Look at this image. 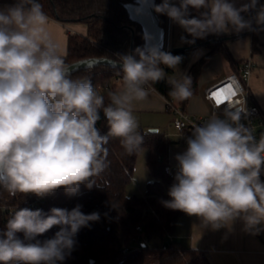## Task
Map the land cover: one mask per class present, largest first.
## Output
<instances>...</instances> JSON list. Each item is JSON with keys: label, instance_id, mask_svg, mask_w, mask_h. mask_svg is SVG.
Returning <instances> with one entry per match:
<instances>
[{"label": "clouds", "instance_id": "1", "mask_svg": "<svg viewBox=\"0 0 264 264\" xmlns=\"http://www.w3.org/2000/svg\"><path fill=\"white\" fill-rule=\"evenodd\" d=\"M151 7L191 36L181 37L189 44L252 30V21L242 15L250 11L256 13V25L264 26V5L258 7V0L239 7L235 0H162ZM50 23L39 0L0 5V190L11 197L44 199L60 189L72 197L81 185L100 187L94 178L109 167L110 138L118 139L129 156L142 147L135 102L147 100L153 85L165 79L173 100L193 96L191 76L178 68L182 56L151 44L146 34L144 46L111 60L121 82L107 91L105 103L89 77L73 78ZM165 68L178 74L169 78ZM231 87L223 99L209 95L214 108L223 105L222 115L214 112L192 125L186 150L174 157L169 199L160 202L195 218L204 231L231 232L239 222L243 232L256 236L264 232V133L257 138L242 122L249 117L240 99L243 89L234 78ZM101 114L104 134L97 127ZM81 209L79 204L71 210L53 207L47 215L42 209H16L0 229V264H64L79 231L101 219L98 211ZM54 226L59 230L52 238L36 239Z\"/></svg>", "mask_w": 264, "mask_h": 264}, {"label": "trees", "instance_id": "2", "mask_svg": "<svg viewBox=\"0 0 264 264\" xmlns=\"http://www.w3.org/2000/svg\"><path fill=\"white\" fill-rule=\"evenodd\" d=\"M133 2L134 0H40L43 10L50 18L64 25L87 26L86 36L73 34L69 37L65 56L68 65L93 58L112 60L118 54L130 53L136 47L144 46L142 28L130 19L126 9V4ZM161 2L156 0V4ZM191 14L198 15L195 10H191ZM157 15L161 26L165 27L166 15ZM128 27H132L134 32ZM262 31L258 29L252 32L253 54L258 51V35ZM183 36L188 40L192 39L186 32ZM238 37L239 35L225 37L221 41L222 34L209 35L205 39H197L194 44L186 43V46H198L207 51L188 71L193 81V95L197 91L206 62L215 54H222L226 60L231 61L227 44ZM174 55L182 56V61L188 58V53L184 52H174ZM165 71L173 70L165 68ZM115 75L116 68L103 65L72 74L73 78L89 77L96 89L105 95V103L109 102L107 91L115 90ZM153 86L166 99H172L168 95L171 85L167 80L159 81ZM190 99L175 102L187 110ZM101 117L97 127L104 134L107 132V125L102 114ZM140 131L144 134V142L138 152L131 156L125 153L118 139L110 138L106 145L109 149V167L94 178L100 187L89 190L81 185L80 193L72 197L60 189L54 195L41 199L35 206H27L33 210L42 209L47 215L53 207L71 210L79 204L85 214L93 211L101 214L98 222L79 231L75 250L64 264H149L147 260L151 251L157 252L155 264H212L206 252L177 248L169 242L168 237L175 232L178 220L184 214L167 209L160 202L169 199L168 189L174 182V178L166 172V167L170 165L169 149L172 142L161 132ZM142 149L148 151L147 166L153 179L147 183L145 195L127 196L126 188L132 182ZM35 198L34 195L24 197L20 194L11 197L0 190V229L5 228L12 212L25 208L26 202H32ZM138 227H141V232L137 231ZM58 230L59 226H54L36 239L43 241L52 238ZM18 236L23 239L22 233ZM155 240H160L161 245L155 244ZM124 250L127 252L124 253Z\"/></svg>", "mask_w": 264, "mask_h": 264}, {"label": "crops", "instance_id": "3", "mask_svg": "<svg viewBox=\"0 0 264 264\" xmlns=\"http://www.w3.org/2000/svg\"><path fill=\"white\" fill-rule=\"evenodd\" d=\"M13 2L14 0H0V5L12 4ZM246 2L247 0H235L237 7ZM259 5H264V0H258V7ZM242 15L245 16V19L252 21V30L245 29L239 33L231 32L230 34H222L223 38L232 37L234 35H239V37L231 40L227 44L231 61L226 60L222 54H215L206 62V66L211 62L221 63L222 71L213 76L209 83H206L204 87L227 76L244 60L252 59L255 67L250 81V91L254 101L258 103L264 111V30L258 35V51L255 54L252 53V32L258 29L260 30L261 28H264V26L256 25L255 11L242 13ZM50 30L60 44L64 57L68 52V40L71 35H87V26L84 24L64 25L52 18ZM185 46L186 43L183 42L182 45L178 47ZM206 52L207 51L204 50L203 55L206 54ZM197 54H199V51ZM119 86V84L116 85L115 89ZM198 104L202 105V109L200 107L198 108L197 104L193 105V98L191 97L187 110L195 115L209 112V108L203 97L198 99ZM133 108L134 113L148 114L153 117H160L169 113L166 109L164 97L156 91H151L147 100L135 102ZM189 136H191V133L185 137L183 136V138ZM169 164L176 168V160L171 152L169 156ZM168 240L177 248H189L206 252L212 264H264V232L256 236L246 234L242 231L239 222L234 225L231 232L224 229L216 232L211 230L204 231L199 227L195 218L183 214L178 220L175 232L168 237Z\"/></svg>", "mask_w": 264, "mask_h": 264}, {"label": "built area", "instance_id": "4", "mask_svg": "<svg viewBox=\"0 0 264 264\" xmlns=\"http://www.w3.org/2000/svg\"><path fill=\"white\" fill-rule=\"evenodd\" d=\"M165 30V37L162 50L166 52H171L174 55L175 52V33H174V23L167 17L166 24L164 27ZM199 51V48L191 50L188 54L195 56ZM254 62L252 59L244 60L240 65L231 71L227 76L222 78L221 80L214 82L203 89V98L206 102L207 107L209 108V112L201 115H195L190 113L188 110H185L183 107L176 104L175 100L165 99L166 102V109L167 111L173 116V125L176 130H178L182 135L185 137L188 133H192V125L193 124H202L207 119L211 117V115L215 112L217 114L222 115L223 105L217 109L213 107L212 101L208 99L209 95L219 93V97L221 99L227 97L232 91V81L233 78L239 83V85L243 89V95L240 99H245L246 106L249 111V117L247 121H242L247 126L253 129L254 133L256 134L257 138L261 133H264V111L261 107L254 101L250 91V81L253 76L254 72ZM121 77L119 75H115L114 83L116 85H120ZM154 87V86H153ZM155 89V88H154ZM157 92V90L155 89ZM154 92V91H152ZM176 168L168 165L166 167V172L172 178H174ZM264 180V175L261 176ZM39 201L40 198H35L32 202H26L27 206H35ZM138 232H141V227L137 228ZM135 241L137 242L138 239L136 238ZM166 249V246L163 247ZM124 253L127 250L123 251Z\"/></svg>", "mask_w": 264, "mask_h": 264}, {"label": "rangeland", "instance_id": "5", "mask_svg": "<svg viewBox=\"0 0 264 264\" xmlns=\"http://www.w3.org/2000/svg\"><path fill=\"white\" fill-rule=\"evenodd\" d=\"M162 1V0H161ZM174 33H175V47L182 45L181 37L184 35V30L180 28L178 25L174 24ZM204 53L203 49L199 48V54L192 56L191 54L188 55L187 60L182 61L178 66L179 70L183 73L188 75V71L190 67L195 63L196 60L199 59ZM221 63L211 62L207 66L205 65L202 69L201 76L198 82V88L196 93L192 96L193 98V105L197 104V107L202 109V105L198 104V99L203 97V88L204 85L209 83L210 79L215 76L217 73L222 71ZM169 78L175 77L178 74V71L166 72ZM166 80V79H165ZM134 115L136 116L140 129L151 131L153 129L157 130L165 134L172 144L170 145V152L175 157L177 154L182 153L186 150L187 144L186 139L183 138L182 133L175 129L173 125V116L171 114H166L160 117H153L149 116L148 114H141L135 112ZM148 126V127H147ZM152 126V127H149ZM147 158H148V151L146 149H142L139 153L135 171L133 174L132 182L126 188L127 196H143L146 192V186L149 181L153 179L150 175L148 166H147ZM172 166V165H171ZM174 167V166H173ZM155 244L161 245L160 240H155ZM157 257L156 251H151L148 256L147 262L149 264H155Z\"/></svg>", "mask_w": 264, "mask_h": 264}, {"label": "water", "instance_id": "6", "mask_svg": "<svg viewBox=\"0 0 264 264\" xmlns=\"http://www.w3.org/2000/svg\"><path fill=\"white\" fill-rule=\"evenodd\" d=\"M152 3L156 4V0H145V3L143 4L141 3V0H134L133 3L126 4V9L128 10L130 19L141 26L144 37L147 34L148 36L151 37L150 40L151 44L159 45L162 48L164 43L165 30L164 27L161 26V21L157 13L151 7ZM128 28L132 32H134V29L132 27H128ZM224 40H225L224 38L221 39V41ZM196 48L199 47L198 46L178 47L175 48V52L189 53L191 50ZM101 65L115 68V66L111 64V59H106V58H93V59L82 60L73 63L69 66L72 74H74L80 70L93 69ZM150 132L156 133L158 131L153 129Z\"/></svg>", "mask_w": 264, "mask_h": 264}]
</instances>
